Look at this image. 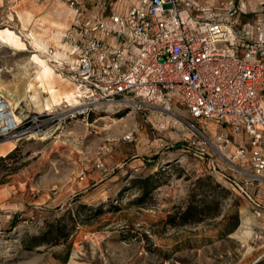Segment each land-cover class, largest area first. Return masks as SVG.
Here are the masks:
<instances>
[{
  "label": "rangeland",
  "instance_id": "rangeland-1",
  "mask_svg": "<svg viewBox=\"0 0 264 264\" xmlns=\"http://www.w3.org/2000/svg\"><path fill=\"white\" fill-rule=\"evenodd\" d=\"M77 2L95 13L110 0ZM263 2L246 0L239 19H264ZM74 18L67 0H0V31L25 45L0 43V92L19 115L45 112L31 84H44L43 102L52 89L59 99L43 137L0 142V264H264V216L227 184L233 172L215 148L201 155L196 130L212 138L227 132L222 126L135 102L72 117L79 109L62 97L78 83L53 56L69 53ZM44 62L56 72L45 80ZM189 204L205 218L180 225Z\"/></svg>",
  "mask_w": 264,
  "mask_h": 264
},
{
  "label": "built area",
  "instance_id": "built-area-1",
  "mask_svg": "<svg viewBox=\"0 0 264 264\" xmlns=\"http://www.w3.org/2000/svg\"><path fill=\"white\" fill-rule=\"evenodd\" d=\"M245 1L110 0L87 13L67 0L75 18L64 36L68 58L59 64L81 91L72 117L135 102L165 114L182 108L195 124L222 126L227 132L212 138L205 127L196 130L201 155L212 146L229 162L227 184L262 218L264 19L242 22ZM50 118L47 112L19 115L0 92V142L41 138Z\"/></svg>",
  "mask_w": 264,
  "mask_h": 264
},
{
  "label": "bare ground",
  "instance_id": "bare-ground-1",
  "mask_svg": "<svg viewBox=\"0 0 264 264\" xmlns=\"http://www.w3.org/2000/svg\"><path fill=\"white\" fill-rule=\"evenodd\" d=\"M31 37L33 38V45L36 47L38 52H42L45 50V45H42L39 41L38 38H36L34 36V34H31ZM5 44L6 46H14V47H25L22 38L20 37V35L12 32L11 30L7 29L5 31H0V43ZM43 43V42H42ZM26 44V43H25ZM27 46V45H26ZM62 47V46H60ZM26 49V48H25ZM66 50V49H65ZM46 51V50H45ZM64 53L61 52H57L56 56L54 54L53 57H57V61L60 60H65L66 58H68V56H66L68 53L65 52V56L63 55ZM40 69V76L43 80L44 77H48V76H52L55 75L56 72L53 70V68H51L50 66H48V64L46 62H44L42 65L38 66ZM37 73V72H36ZM50 79V78H48ZM38 86V85H37ZM44 84L39 85L38 87L35 86V84H31L30 85V90L34 91L36 96L31 97V101L33 103H35L36 107L41 108L43 111H50L51 107H54L56 102L59 100L55 97V93L53 91V89L50 91L51 93V99L47 100L46 102H43L40 97H39V90L41 88H43ZM81 98V91L79 89L78 85H75V89L74 90H70L69 92L65 93V95L62 97V100H64L65 103L69 104L70 106L73 107H78L80 106V101L79 99ZM9 103L11 104V106L13 108H15L14 103L12 101H10L8 99ZM17 120H19L18 116H15ZM5 145H12L14 146V144H12V142H6L4 143ZM11 146V147H12Z\"/></svg>",
  "mask_w": 264,
  "mask_h": 264
},
{
  "label": "trees",
  "instance_id": "trees-1",
  "mask_svg": "<svg viewBox=\"0 0 264 264\" xmlns=\"http://www.w3.org/2000/svg\"><path fill=\"white\" fill-rule=\"evenodd\" d=\"M204 213L206 212L201 207L199 208V206L197 205L189 204L185 211L179 216L180 225L198 223L205 218L206 214ZM31 241H34V247L39 246L43 243L41 242V238L37 236L33 237Z\"/></svg>",
  "mask_w": 264,
  "mask_h": 264
}]
</instances>
